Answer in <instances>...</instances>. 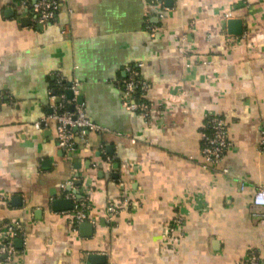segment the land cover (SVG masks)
<instances>
[{"label":"crops","instance_id":"1","mask_svg":"<svg viewBox=\"0 0 264 264\" xmlns=\"http://www.w3.org/2000/svg\"><path fill=\"white\" fill-rule=\"evenodd\" d=\"M33 1L0 0V221L20 230L0 264H264V0H57L42 26ZM137 62L148 119L123 103ZM75 78L102 129L68 151L43 117ZM211 114L231 142L218 164L202 153Z\"/></svg>","mask_w":264,"mask_h":264},{"label":"built area","instance_id":"2","mask_svg":"<svg viewBox=\"0 0 264 264\" xmlns=\"http://www.w3.org/2000/svg\"><path fill=\"white\" fill-rule=\"evenodd\" d=\"M59 3L57 0H34L32 10L36 16V20L46 24L53 20L56 16ZM163 14H161L162 16ZM232 11L225 14L227 19L233 18ZM150 31L154 34L157 31L155 25H149ZM143 63H130L126 65L127 77L122 80L123 86V103L128 110L139 113L148 119L152 104L147 97L148 83L140 79V69ZM68 89L72 96L69 97L65 91L52 93V112L43 117V122L54 120L57 123V139L59 145L70 151L75 144V138H86L90 131H99L102 128L99 124L91 120L86 112L85 106L79 101L81 96L80 81L73 79ZM226 121L223 117L211 114L207 117L202 127L203 147L202 153L204 158L213 164L222 161L225 152L231 146L228 138ZM261 150H264V126L262 129ZM225 173L228 171L225 170ZM74 181L70 180L63 183V187L72 186ZM242 188L244 184L241 183ZM4 200L0 199V208ZM255 203L264 206V187L257 189L255 195ZM87 204L84 200H78L74 204V208L69 211L70 216L76 221L81 222L87 219ZM121 211L119 203L110 201L107 207L108 219L113 218ZM185 213L178 211L175 218L169 224L168 234L170 238L177 239L178 233L182 234V227L185 224ZM19 225L16 222L3 223L0 221V252L7 255V259H11L16 253L15 239L19 234ZM243 264H260L256 253H251L247 262Z\"/></svg>","mask_w":264,"mask_h":264},{"label":"water","instance_id":"3","mask_svg":"<svg viewBox=\"0 0 264 264\" xmlns=\"http://www.w3.org/2000/svg\"><path fill=\"white\" fill-rule=\"evenodd\" d=\"M232 22H236V21H234V20L232 21V20H231L230 23H232ZM237 22H238V21H237ZM39 25L42 26V23H39ZM71 201H72V200H71ZM71 201H68L69 203H67L69 206H72ZM68 205H67V206H68Z\"/></svg>","mask_w":264,"mask_h":264}]
</instances>
